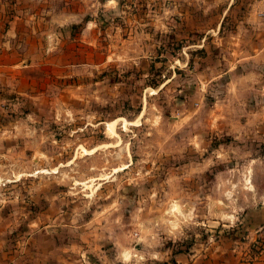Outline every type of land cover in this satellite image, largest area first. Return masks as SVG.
<instances>
[{
    "label": "rangeland",
    "instance_id": "1",
    "mask_svg": "<svg viewBox=\"0 0 264 264\" xmlns=\"http://www.w3.org/2000/svg\"><path fill=\"white\" fill-rule=\"evenodd\" d=\"M19 1L41 47L29 88L0 108L11 240L47 226L84 264L252 249L264 12L246 0Z\"/></svg>",
    "mask_w": 264,
    "mask_h": 264
},
{
    "label": "crops",
    "instance_id": "2",
    "mask_svg": "<svg viewBox=\"0 0 264 264\" xmlns=\"http://www.w3.org/2000/svg\"><path fill=\"white\" fill-rule=\"evenodd\" d=\"M15 2L12 5L11 1L0 2V108L5 101H9L5 94L12 92L14 86L21 83L29 88L32 59L41 47L36 43L38 40L35 29L31 27L32 22L29 23L25 17L28 12L26 6L21 5L19 0ZM246 4L251 13L264 12V0H246ZM7 10L14 13L11 15V11L8 13ZM250 221H253L250 229L256 234L250 240L252 249L242 252L235 246L231 247L232 250L230 246L218 247L203 256H174L171 264H264V210L253 214ZM46 228L31 230L25 240H11V229H5L0 223V264H84V261L74 260L66 254V249L55 242L53 231Z\"/></svg>",
    "mask_w": 264,
    "mask_h": 264
},
{
    "label": "bare ground",
    "instance_id": "3",
    "mask_svg": "<svg viewBox=\"0 0 264 264\" xmlns=\"http://www.w3.org/2000/svg\"><path fill=\"white\" fill-rule=\"evenodd\" d=\"M124 258H125V261H129V260H130V255H127V254H126V255L124 256Z\"/></svg>",
    "mask_w": 264,
    "mask_h": 264
}]
</instances>
